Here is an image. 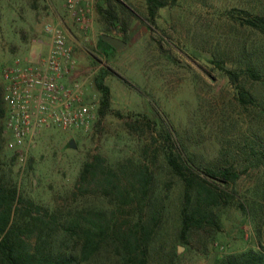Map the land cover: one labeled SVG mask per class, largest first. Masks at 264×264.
Returning <instances> with one entry per match:
<instances>
[{
    "label": "rangeland",
    "instance_id": "rangeland-1",
    "mask_svg": "<svg viewBox=\"0 0 264 264\" xmlns=\"http://www.w3.org/2000/svg\"><path fill=\"white\" fill-rule=\"evenodd\" d=\"M167 1L151 23L145 0H114L124 32L118 23L108 26L98 12L104 0H74L72 6L69 0H0L2 91L5 68L34 64L49 54V25L63 35L69 51L68 62L59 59L65 68L61 81L85 79L83 97L93 113L87 127L42 128L21 147L10 144L6 116L1 117L0 173L22 196L67 214L110 201L73 193L82 163L94 154L111 165L147 163L162 210L148 264H224L232 254L264 252V32L239 18L264 16V0ZM101 34L126 43L108 48ZM251 66L259 71L257 79L247 70ZM102 69L111 92L104 116L94 84ZM226 70L236 73V82ZM167 132L173 147L163 139ZM171 151L199 166H230L239 174L233 183L215 181L221 198L187 230L181 212L188 201L167 161Z\"/></svg>",
    "mask_w": 264,
    "mask_h": 264
},
{
    "label": "trees",
    "instance_id": "trees-1",
    "mask_svg": "<svg viewBox=\"0 0 264 264\" xmlns=\"http://www.w3.org/2000/svg\"><path fill=\"white\" fill-rule=\"evenodd\" d=\"M97 4L98 12L110 25L119 24L126 31L125 19L119 15L114 0ZM147 19L155 23L158 10L167 0H145ZM244 24L264 32V16L247 13ZM100 43L113 48L101 37ZM250 76L258 78L259 71L250 67ZM236 82V73L225 71ZM107 74L102 69L94 78L100 92L98 113L110 111V87L104 82ZM242 98L248 96L242 84L237 86ZM0 87V118L5 106ZM167 132L163 137L173 147L174 140ZM1 134V130H0ZM171 168L183 182L188 207L182 209V227L199 224L207 214L206 206L221 198L218 184L233 183L239 176L230 166H199L180 152L171 151L167 157ZM155 173L147 163L123 162L107 164L102 154L96 153L82 163L74 195L110 198L100 206L77 207L63 214L49 210L18 193L16 185L0 173V264H148L149 244L162 218L153 186ZM228 196V193H225ZM128 208L129 211H123ZM105 258V259H104ZM224 264H264V252L249 249L225 258Z\"/></svg>",
    "mask_w": 264,
    "mask_h": 264
},
{
    "label": "built area",
    "instance_id": "built-area-1",
    "mask_svg": "<svg viewBox=\"0 0 264 264\" xmlns=\"http://www.w3.org/2000/svg\"><path fill=\"white\" fill-rule=\"evenodd\" d=\"M73 1L69 0L70 6ZM45 30L51 32L53 41V47L45 58L34 64L3 70L7 86L1 96L13 146H23L42 128L87 127L93 118L92 105L83 97L86 80L68 84L61 81L65 68L59 59L65 58L68 62L69 58L63 35L49 25Z\"/></svg>",
    "mask_w": 264,
    "mask_h": 264
},
{
    "label": "water",
    "instance_id": "water-1",
    "mask_svg": "<svg viewBox=\"0 0 264 264\" xmlns=\"http://www.w3.org/2000/svg\"><path fill=\"white\" fill-rule=\"evenodd\" d=\"M101 38L115 49H120L125 45V40L110 34H101ZM69 146L75 147L74 141L69 140Z\"/></svg>",
    "mask_w": 264,
    "mask_h": 264
}]
</instances>
